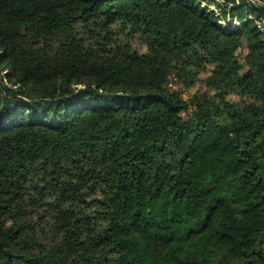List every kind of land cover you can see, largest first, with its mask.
<instances>
[{
    "label": "trees",
    "instance_id": "1",
    "mask_svg": "<svg viewBox=\"0 0 264 264\" xmlns=\"http://www.w3.org/2000/svg\"><path fill=\"white\" fill-rule=\"evenodd\" d=\"M263 17L0 0V264H264ZM242 39L235 76L220 61ZM206 65L208 92L169 87Z\"/></svg>",
    "mask_w": 264,
    "mask_h": 264
},
{
    "label": "rangeland",
    "instance_id": "2",
    "mask_svg": "<svg viewBox=\"0 0 264 264\" xmlns=\"http://www.w3.org/2000/svg\"><path fill=\"white\" fill-rule=\"evenodd\" d=\"M237 1V0H235ZM261 2V1H260ZM262 3V2H261ZM210 8H215L217 11H219V8L214 2L209 3ZM258 22V20H256ZM264 22V17L261 20ZM222 24H227L230 23L231 26L236 25L238 22L236 19L234 20H229L227 17L225 20H221ZM141 50L144 49V47H140ZM58 45L53 44L51 46V52L52 54H55L58 52ZM248 48L246 44V40L242 39L239 44H235L232 46L228 54L220 61V65L224 68L227 69L230 66H235L236 68V75L244 71L248 64H249V54H248ZM198 73L196 76H189L188 80L186 83L183 82L184 76L183 74L175 75L171 74L168 79V85L171 88H174L181 92V94L186 98L187 100H190L195 94H200V93H206L209 90H206V85H205V78L210 72V66L206 65L203 68L198 67ZM230 96L233 99H239V97L236 94H230ZM64 188H55L52 193V203L53 202H58L62 198V192ZM66 196V194H65Z\"/></svg>",
    "mask_w": 264,
    "mask_h": 264
}]
</instances>
